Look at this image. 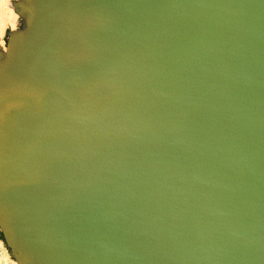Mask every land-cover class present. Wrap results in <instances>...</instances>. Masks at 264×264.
Wrapping results in <instances>:
<instances>
[{"label":"water","instance_id":"obj_1","mask_svg":"<svg viewBox=\"0 0 264 264\" xmlns=\"http://www.w3.org/2000/svg\"><path fill=\"white\" fill-rule=\"evenodd\" d=\"M16 6L0 56L16 264H264V0Z\"/></svg>","mask_w":264,"mask_h":264},{"label":"bare ground","instance_id":"obj_2","mask_svg":"<svg viewBox=\"0 0 264 264\" xmlns=\"http://www.w3.org/2000/svg\"><path fill=\"white\" fill-rule=\"evenodd\" d=\"M22 2L23 0H0V6L7 8L6 12L0 9V37L5 41L4 46H6L10 33L25 25L24 16L16 8V4Z\"/></svg>","mask_w":264,"mask_h":264},{"label":"rangeland","instance_id":"obj_3","mask_svg":"<svg viewBox=\"0 0 264 264\" xmlns=\"http://www.w3.org/2000/svg\"><path fill=\"white\" fill-rule=\"evenodd\" d=\"M0 9L2 12H6L7 8L5 6H0ZM4 39L0 37V54L2 55L5 51V46H4ZM0 264H16V262L7 254L6 249L4 245L2 244V240L0 238Z\"/></svg>","mask_w":264,"mask_h":264}]
</instances>
